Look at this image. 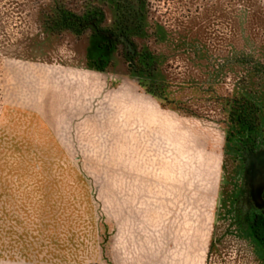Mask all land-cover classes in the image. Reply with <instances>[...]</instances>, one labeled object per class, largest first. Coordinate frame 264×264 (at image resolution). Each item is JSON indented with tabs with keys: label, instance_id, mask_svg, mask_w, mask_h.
<instances>
[{
	"label": "rangeland",
	"instance_id": "rangeland-1",
	"mask_svg": "<svg viewBox=\"0 0 264 264\" xmlns=\"http://www.w3.org/2000/svg\"><path fill=\"white\" fill-rule=\"evenodd\" d=\"M146 3L163 100L119 56L97 69V41L52 37L48 0H0V264H264V0ZM235 98L260 110L252 155Z\"/></svg>",
	"mask_w": 264,
	"mask_h": 264
},
{
	"label": "trees",
	"instance_id": "trees-1",
	"mask_svg": "<svg viewBox=\"0 0 264 264\" xmlns=\"http://www.w3.org/2000/svg\"><path fill=\"white\" fill-rule=\"evenodd\" d=\"M108 0H84L77 8L71 0H48L42 9V23L52 37L72 34L78 39L97 41L101 55L95 67L104 71L119 56L129 65L130 73L138 77L146 92L158 99H165V82L161 79L158 58L138 44L146 34L148 17L146 0H118L114 19L109 23ZM230 119L239 128V141L251 147V134L261 125L257 104L246 98L229 100Z\"/></svg>",
	"mask_w": 264,
	"mask_h": 264
},
{
	"label": "flooded vegetation",
	"instance_id": "flooded-vegetation-1",
	"mask_svg": "<svg viewBox=\"0 0 264 264\" xmlns=\"http://www.w3.org/2000/svg\"><path fill=\"white\" fill-rule=\"evenodd\" d=\"M249 155L254 154L253 146L246 147ZM247 169L253 173L251 177V209L248 212L247 219L251 227L257 228L259 219L264 220V159H259L256 156H250L246 160ZM253 170V171H252Z\"/></svg>",
	"mask_w": 264,
	"mask_h": 264
}]
</instances>
